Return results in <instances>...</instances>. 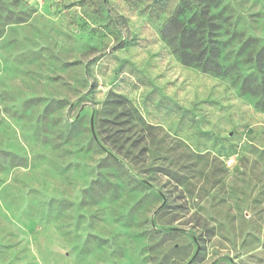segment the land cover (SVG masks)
I'll return each mask as SVG.
<instances>
[{
	"label": "rangeland",
	"instance_id": "obj_1",
	"mask_svg": "<svg viewBox=\"0 0 264 264\" xmlns=\"http://www.w3.org/2000/svg\"><path fill=\"white\" fill-rule=\"evenodd\" d=\"M181 1L0 0V264H264V0H183L222 76Z\"/></svg>",
	"mask_w": 264,
	"mask_h": 264
},
{
	"label": "trees",
	"instance_id": "obj_2",
	"mask_svg": "<svg viewBox=\"0 0 264 264\" xmlns=\"http://www.w3.org/2000/svg\"><path fill=\"white\" fill-rule=\"evenodd\" d=\"M215 1L211 0L209 5L213 6ZM182 2L183 0L176 7L173 15L169 16L160 26V36L165 40L171 52L183 64L194 66L203 72L224 75L226 66L223 65L222 46L225 43L220 41L218 36L221 22L226 21L225 24H229V16L225 15L222 18L223 10L218 14L213 9L207 11L203 8L202 13L206 15L203 19L204 22L200 21L191 25L190 22H185L184 18H178V15L183 14V11L186 10L183 6L185 4ZM228 28H230V25L223 28L224 33L228 31ZM236 32L235 30L232 34L235 35ZM205 36L207 40H205ZM237 36H240V33ZM248 39L253 40L252 38ZM240 52H237V54H240ZM245 57L251 61L253 59L252 52Z\"/></svg>",
	"mask_w": 264,
	"mask_h": 264
}]
</instances>
